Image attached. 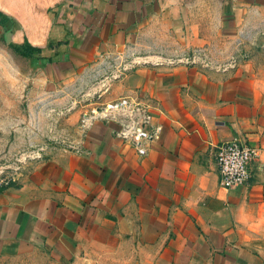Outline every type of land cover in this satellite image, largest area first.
I'll return each instance as SVG.
<instances>
[{
  "label": "crops",
  "instance_id": "crops-1",
  "mask_svg": "<svg viewBox=\"0 0 264 264\" xmlns=\"http://www.w3.org/2000/svg\"><path fill=\"white\" fill-rule=\"evenodd\" d=\"M211 8L202 17L186 0H0V40L14 49L27 39L40 47L31 53L67 65L72 84L115 73L132 51L180 55L185 41L218 36L202 24L224 21L226 39H264L248 31L264 25L261 0ZM247 55L119 67L104 100L150 103L158 137L140 155L115 121L97 120L74 149L0 185V264H264V69ZM234 138L256 153L249 179L226 188L216 149Z\"/></svg>",
  "mask_w": 264,
  "mask_h": 264
},
{
  "label": "rangeland",
  "instance_id": "rangeland-1",
  "mask_svg": "<svg viewBox=\"0 0 264 264\" xmlns=\"http://www.w3.org/2000/svg\"><path fill=\"white\" fill-rule=\"evenodd\" d=\"M186 1L195 3L200 15L207 17L205 12L213 15L214 11L208 6L215 3L220 11L227 0ZM201 26L218 36L194 46L185 41L184 54L152 56L148 51H132L122 55V60L182 58L214 66L240 62L248 58L247 52L252 50L254 61L264 69L262 36L251 40L226 39L225 31L229 25L224 21ZM248 31L254 35L264 34V25L258 29L252 25ZM111 68L94 70L81 78L79 72L73 73L78 78L70 84L67 65L59 69L46 55L36 51L23 55L4 39L0 40V185L17 182L34 168L35 162L53 159L78 145L84 132L82 111L85 106L107 101L104 98L111 88L109 81L119 72L114 73Z\"/></svg>",
  "mask_w": 264,
  "mask_h": 264
},
{
  "label": "built area",
  "instance_id": "built-area-1",
  "mask_svg": "<svg viewBox=\"0 0 264 264\" xmlns=\"http://www.w3.org/2000/svg\"><path fill=\"white\" fill-rule=\"evenodd\" d=\"M122 59L120 57L119 61H116V66L121 71L137 62H123ZM151 118L150 103L129 95H121L91 107L85 106L82 111L81 126L86 128L97 120H113L118 124L117 134L130 141L137 152L144 155L148 142L158 137L160 130L158 125L150 124ZM255 153L254 147L236 138L220 143L216 149L220 184L230 188L246 182L250 177L249 164Z\"/></svg>",
  "mask_w": 264,
  "mask_h": 264
},
{
  "label": "trees",
  "instance_id": "trees-1",
  "mask_svg": "<svg viewBox=\"0 0 264 264\" xmlns=\"http://www.w3.org/2000/svg\"><path fill=\"white\" fill-rule=\"evenodd\" d=\"M0 16L1 18L7 17L5 13H3L2 11H0ZM14 49L16 51H20L22 54L28 55L30 54L33 50L39 51L40 47H36V46H32L30 45V43L27 41V39L24 41V44L22 45V47L18 46V45H14Z\"/></svg>",
  "mask_w": 264,
  "mask_h": 264
},
{
  "label": "water",
  "instance_id": "water-1",
  "mask_svg": "<svg viewBox=\"0 0 264 264\" xmlns=\"http://www.w3.org/2000/svg\"><path fill=\"white\" fill-rule=\"evenodd\" d=\"M6 38H8V37H6ZM7 40H9V39H7Z\"/></svg>",
  "mask_w": 264,
  "mask_h": 264
}]
</instances>
